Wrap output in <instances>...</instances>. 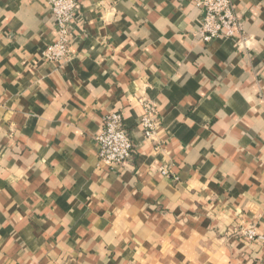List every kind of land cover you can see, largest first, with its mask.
Returning a JSON list of instances; mask_svg holds the SVG:
<instances>
[{
  "label": "crops",
  "instance_id": "crops-1",
  "mask_svg": "<svg viewBox=\"0 0 264 264\" xmlns=\"http://www.w3.org/2000/svg\"><path fill=\"white\" fill-rule=\"evenodd\" d=\"M195 1L81 0L57 65L49 0H0V264H264L236 233H264V0H234L241 45L203 42ZM111 113L123 168L98 156Z\"/></svg>",
  "mask_w": 264,
  "mask_h": 264
},
{
  "label": "built area",
  "instance_id": "built-area-1",
  "mask_svg": "<svg viewBox=\"0 0 264 264\" xmlns=\"http://www.w3.org/2000/svg\"><path fill=\"white\" fill-rule=\"evenodd\" d=\"M80 4L81 0H49L56 27V40L43 52L47 61L61 65L70 60ZM195 6L203 13L196 32L203 42L230 40L239 45L247 43L248 39L243 33V23L236 13L234 0H196ZM137 101L142 106L139 125L146 140L153 141L160 125L157 106L153 101L143 97ZM95 141L99 159L107 168H123L134 157L135 145L121 113H111L105 117L102 132L95 136ZM161 171L163 175L170 174L167 165H164ZM236 233L249 243L264 245V233H260L255 226L241 228Z\"/></svg>",
  "mask_w": 264,
  "mask_h": 264
}]
</instances>
